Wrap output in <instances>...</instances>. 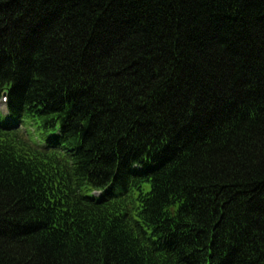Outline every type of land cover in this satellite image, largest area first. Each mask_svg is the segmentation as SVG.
Instances as JSON below:
<instances>
[{"label":"trees","instance_id":"1","mask_svg":"<svg viewBox=\"0 0 264 264\" xmlns=\"http://www.w3.org/2000/svg\"><path fill=\"white\" fill-rule=\"evenodd\" d=\"M4 92L0 264H264V0H0Z\"/></svg>","mask_w":264,"mask_h":264},{"label":"rangeland","instance_id":"2","mask_svg":"<svg viewBox=\"0 0 264 264\" xmlns=\"http://www.w3.org/2000/svg\"><path fill=\"white\" fill-rule=\"evenodd\" d=\"M1 110V109H0Z\"/></svg>","mask_w":264,"mask_h":264}]
</instances>
